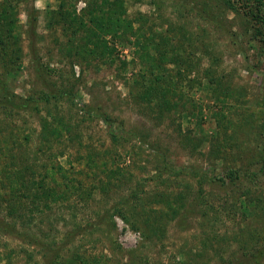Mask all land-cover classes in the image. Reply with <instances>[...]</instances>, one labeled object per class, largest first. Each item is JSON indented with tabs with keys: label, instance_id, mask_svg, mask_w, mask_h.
<instances>
[{
	"label": "rangeland",
	"instance_id": "374dc122",
	"mask_svg": "<svg viewBox=\"0 0 264 264\" xmlns=\"http://www.w3.org/2000/svg\"><path fill=\"white\" fill-rule=\"evenodd\" d=\"M7 1L0 0V12L3 5L8 6ZM88 1L101 3V0H14L12 6L16 8L11 6L10 11L15 13L16 30L5 42L8 20L0 23V76L10 92L25 98L40 89L30 39L25 33L28 13L36 10L37 56L45 64L49 82L63 91L73 92L77 104L73 106L64 100L43 105L39 112L0 108V189L5 187L1 184L5 175H12L16 180L14 173L21 171L22 178L26 175L29 180L32 172L42 174L43 167L55 162L69 169L78 185L79 181L83 182L79 193H72L66 202L52 206L49 220L31 221L32 225H38L34 230L33 227L30 231L26 229L29 216L35 217L28 213L29 199L21 198L25 209L19 214H28L25 223L23 220L24 224H18L19 218L11 221L46 245H64L62 264H67L74 254L90 263L97 259L99 264H224L250 249L260 248L264 245V173L258 172L264 164V66L259 45L244 31L243 19L231 11H223L218 0H122L127 17H145L147 26L156 35L167 33L168 21L175 29L174 24L187 21L193 29L200 26L207 31L203 45L211 54L201 50L199 39L197 52L190 59L194 64L188 78L194 81L193 87L189 88L181 78L174 98L179 104L178 111L159 116L147 104L134 99L140 86L136 82L142 83V38H130L127 46L116 43L117 59L135 60L124 73L116 69L118 63L109 67L103 61L87 63L67 54L69 35L51 13L60 10L63 2V14L71 15L75 9L80 16ZM181 1H211L222 9L220 18L236 35L239 46L213 25L183 9ZM215 11L219 13L218 9ZM5 51L7 54H3ZM212 56L218 59L216 65L212 63ZM4 57L14 63L12 74L6 72L5 64L10 62ZM251 65L257 66L258 71L249 69ZM167 67L175 79H180L176 74L178 67L173 64ZM210 67L235 94L229 100L232 107L223 113L229 120L220 117V123L214 116L219 107L207 96L205 71ZM149 77L152 76L147 73ZM181 93L185 95L182 99ZM84 106L100 108L109 115L113 127L118 129V138L112 139L103 121L83 118L80 109ZM52 117L62 119L71 128L74 142L68 141V134L62 142H57L50 134L55 124L44 131V126L53 123ZM187 138L190 143L186 142ZM162 157L174 171L181 167L195 168L219 176L241 168L257 172L258 177L252 183L240 182L235 186L199 184V179L192 176L163 173ZM67 160L72 162L71 166ZM166 199L185 205L184 224L177 225L181 219L166 216ZM130 204L142 220L148 214L152 222L159 216V227L164 234L146 242L119 216L114 217L115 226L109 221L108 227L100 223L116 207L127 211ZM6 215V204L0 199V219ZM79 228L83 234H75L70 237L71 243L66 242V235ZM86 228L89 230L85 231ZM23 239L0 233L2 263L47 264L49 255L40 246H32ZM254 264H264V258Z\"/></svg>",
	"mask_w": 264,
	"mask_h": 264
},
{
	"label": "trees",
	"instance_id": "16d2710c",
	"mask_svg": "<svg viewBox=\"0 0 264 264\" xmlns=\"http://www.w3.org/2000/svg\"><path fill=\"white\" fill-rule=\"evenodd\" d=\"M14 0H8V6L3 5L0 12V23L8 20L6 39L8 41L14 35V30H16V19L15 13L10 11V7L14 4ZM219 5H221L223 11H231L237 15V17L243 19L244 31L251 34L252 41H256L259 45L260 57L262 59V65L264 66V0H218ZM65 4L62 2L60 4V10L54 11L51 14L55 15L58 24L62 26L63 32L69 35L67 42V54L71 58H78L85 62H98L103 61L109 67L115 66L116 69L121 72H126L129 66L134 64L135 60L127 62L126 60L117 59L115 57L117 48L116 43L122 46H127L131 43L130 38L135 36L143 39L141 45L140 59L143 65L142 71L140 73L142 78V83L139 81L136 84L139 86L134 95V99L141 103L147 104L151 109V112H158L157 114L166 115L173 112H177L179 108L178 102L174 100L178 95V86L181 84L182 79L185 80L189 88H192L194 81L189 80V72L192 71V65L194 64L190 59L196 54V40L200 41L201 50H205L207 55L211 54L208 51V47L203 45V39L206 37V29L203 27L192 28L190 23L174 24L169 23L165 32L156 35L152 32V27L147 26V19L145 17H139L136 19H131L127 17L126 10L123 5L122 0H101L99 5L94 2H86V9L79 16L74 9L72 14L62 13V8ZM181 6L183 9L187 10L195 18L201 20L206 24H211L218 30L225 33L235 45L239 46V42L234 33L227 29V26L223 23L220 18V12L222 9L218 8L211 1L195 3L192 1H186L184 3L181 1ZM16 8V5H14ZM12 6L11 9H14ZM75 8V6H74ZM215 9H218L219 13H216ZM220 9V10H219ZM222 11V12H223ZM216 13V14H215ZM224 13V12H223ZM219 14V15H218ZM38 11L33 10L28 13V28L25 33L28 34L30 39L29 48L31 51V57L33 61L34 70L36 72L37 79L40 83V89H36L32 94L25 98H21L14 93H11L6 82L0 76V108L9 109L11 111H36L39 112V107L45 105L59 104L62 101H69L73 106H77L75 103V95L73 92L63 91L62 88H58L56 85L49 82L47 77V70L45 64L38 58L37 48L35 44L36 25L38 20ZM187 17V16H186ZM135 24H138L135 27ZM201 31V33H200ZM173 33V36H172ZM178 36L180 40H178ZM0 36V40H1ZM195 41H194V40ZM188 46V47H186ZM198 47V46H197ZM9 48V43L5 47L7 50ZM209 52V53H208ZM3 54H7L6 51ZM247 59V57H245ZM5 61L7 58L4 57ZM218 61L216 56H212V63L215 64ZM5 64L6 72L12 74L15 72L14 63ZM173 64L177 68V76L181 79H175L173 74L168 71V65ZM216 65V64H215ZM249 69L257 68L254 66L248 67ZM258 71V69H255ZM147 73L152 77L147 78ZM205 77L207 80V96L213 102L215 106L219 108L214 112L215 118H221L224 120H229L228 117L223 114L227 111L231 104H229L230 98L235 96L233 91L223 85L221 77L216 74L212 67L206 69ZM193 83V84H192ZM199 86L201 83H198ZM262 87L264 88V77L262 79ZM138 92V93H137ZM184 94L181 93L179 98H184ZM237 102V101H236ZM153 105V106H152ZM81 114L83 118L98 119L103 121L109 129L111 137L113 140L118 138V129L113 127V121L111 117L103 112L100 108H91L90 106L81 107ZM50 116V115H49ZM221 117V118H220ZM53 123L48 124L45 129L49 128L50 125L55 126L51 128L50 134L53 138H57V142L64 140L68 134V141L74 142L75 138L71 133V128L64 123V121L58 117H52ZM85 118V119H86ZM45 136V134L43 135ZM59 140V141H58ZM189 142V138L186 139ZM197 148V147H195ZM60 155H64L63 151ZM51 155H49V158ZM161 157V156H159ZM54 158V157H53ZM91 160V156H89ZM164 172H168L171 176H192L199 179V184L207 182L209 184L221 183V186H235L240 184V182L252 183L257 180L258 173L245 169H232L228 173H221L219 176L210 175L211 173L190 168L185 169L183 167L179 168L177 171L173 170V167L167 163V160L163 158ZM68 164L71 166L72 162L67 160ZM42 174L32 172L31 178H22L21 171H16L13 176L17 179H12V175H5L1 178V184L5 187L0 189V199L6 204L7 215L5 218L0 219V233L16 235L19 238H24L32 246H40L45 254L49 255V260L47 264H62L61 258L62 253L65 251V246L50 243L48 245L44 244L39 237L31 236L21 229H19L11 220L19 218L18 220L25 223V218L28 216L27 213L19 214L20 210H24L21 205H23L22 199H29V204L27 206L28 213L34 215V219L29 216V222H26L27 231L38 225H32L31 221L41 218L39 220H49V214L52 210V206L66 202L70 199L72 193H79L82 189V181H78L76 177L70 174L69 169H66L61 163H50L48 166L43 167ZM258 172L264 173V164L259 168ZM159 176L161 178V176ZM213 173V172H212ZM29 174V173H28ZM5 179L4 183L3 180ZM28 180V181H27ZM50 180L53 181L52 186L50 185ZM7 182V183H5ZM25 189V190H24ZM21 193V194H20ZM18 201V203H17ZM25 202V201H24ZM182 202V201H181ZM129 203V199L126 201V205ZM27 204V203H25ZM164 204L168 210L166 216L170 219H181L177 225L184 224L183 212L185 208L184 204L178 203L177 200L164 201ZM19 207L17 208V206ZM127 211H123L122 208L118 209L116 207L114 213L110 214L109 217L101 219L100 223H104L108 227V221L113 223L115 226L114 217L119 216L122 218L134 231H138L142 237L143 241L149 242L153 240L154 236L159 238L164 234V230L161 229L158 218H154L153 222L150 215L144 217L142 220L139 213L136 212V208L132 207ZM187 212V211H186ZM160 213H164L160 211ZM19 214V215H17ZM185 215V214H184ZM14 216V217H13ZM180 216V217H179ZM12 218V219H9ZM36 218V219H35ZM108 219V220H107ZM24 220V223H23ZM50 222V221H49ZM158 222V223H157ZM34 224V223H33ZM158 224V226H156ZM24 225H22L23 228ZM36 227V228H37ZM157 227V228H156ZM83 228V227H82ZM76 229L74 232L66 235V242L71 243L72 236L75 234H83V229ZM89 229L86 228L85 231ZM109 230V229H108ZM78 232V233H77ZM111 235V232L108 231ZM71 237V239H70ZM115 244L117 241L113 240ZM115 246V245H114ZM118 246V245H116ZM120 247V246H118ZM75 257L69 259L67 264H89L90 260L84 257H79L74 254ZM264 258V245L257 249H250L246 253H242L238 256L227 260L224 264H254L258 263ZM60 260V262H59ZM3 261L0 259V264ZM90 264H99L97 259H94ZM130 264H136L134 262Z\"/></svg>",
	"mask_w": 264,
	"mask_h": 264
}]
</instances>
